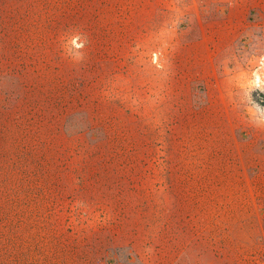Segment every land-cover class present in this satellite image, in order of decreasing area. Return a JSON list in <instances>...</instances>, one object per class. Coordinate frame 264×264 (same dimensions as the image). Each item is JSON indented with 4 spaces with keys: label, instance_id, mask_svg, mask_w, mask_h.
Returning <instances> with one entry per match:
<instances>
[{
    "label": "crops",
    "instance_id": "crops-1",
    "mask_svg": "<svg viewBox=\"0 0 264 264\" xmlns=\"http://www.w3.org/2000/svg\"><path fill=\"white\" fill-rule=\"evenodd\" d=\"M9 3L23 15L12 28L52 52L68 51L61 37L76 36L84 78L125 85L129 94L103 99L158 150L146 158L149 179L193 180L192 188L148 187L145 211L127 210L120 264H188L170 230L190 222L187 212L209 240L264 247V115L251 113L238 86L243 64L264 47V0H0ZM188 258L202 264L200 252Z\"/></svg>",
    "mask_w": 264,
    "mask_h": 264
},
{
    "label": "rangeland",
    "instance_id": "rangeland-1",
    "mask_svg": "<svg viewBox=\"0 0 264 264\" xmlns=\"http://www.w3.org/2000/svg\"><path fill=\"white\" fill-rule=\"evenodd\" d=\"M2 5L0 264H120L128 253L119 235L128 230L127 210L145 211L148 187L192 188L193 180L149 179L146 158L158 150L146 148L144 129L137 132L128 116L109 114L108 104L116 105L103 99L114 90L119 98L129 94L125 85L104 88L85 79L80 54L72 51L80 44L76 36L61 37L68 51H49L37 36L12 28L23 20L21 5ZM158 54L149 55L157 65ZM261 60L264 47L243 64L238 82L253 115H264V72L259 86L252 79ZM185 214L190 222L170 230L182 240L188 264L197 252L202 264H264V247L209 240V229L195 228L197 216ZM116 235L121 248H112Z\"/></svg>",
    "mask_w": 264,
    "mask_h": 264
},
{
    "label": "built area",
    "instance_id": "built-area-1",
    "mask_svg": "<svg viewBox=\"0 0 264 264\" xmlns=\"http://www.w3.org/2000/svg\"><path fill=\"white\" fill-rule=\"evenodd\" d=\"M260 63L262 65H260ZM261 72L262 73L264 72V63L262 62V60L259 63H256L254 70L252 71V74H253L252 79H255V84L257 83V85L262 82V75H261L262 73ZM262 93H259V95H262Z\"/></svg>",
    "mask_w": 264,
    "mask_h": 264
}]
</instances>
